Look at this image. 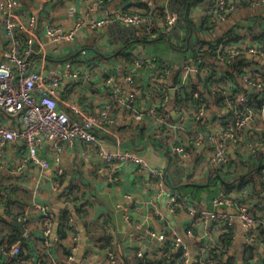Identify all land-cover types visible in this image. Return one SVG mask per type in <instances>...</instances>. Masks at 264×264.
Wrapping results in <instances>:
<instances>
[{"label":"built area","instance_id":"built-area-1","mask_svg":"<svg viewBox=\"0 0 264 264\" xmlns=\"http://www.w3.org/2000/svg\"><path fill=\"white\" fill-rule=\"evenodd\" d=\"M103 1L90 0L85 18L76 20L69 28L48 22L45 25L46 39L38 41L37 17L21 10L18 0H0L4 36L0 47V112L12 117L8 120L5 118L4 121L0 119V159L5 147L16 143L24 148L25 154L20 152L21 159L10 169L12 173H19L30 166L46 171L49 164L39 154V150L43 142L50 141L57 152H62L66 146H80L84 158L87 159L91 155L95 157L97 172L107 170L106 166L110 167L108 170L115 172L125 164L134 165L139 173L144 172L148 186L157 192L156 196L145 201L148 217H152L156 222L163 221L164 215L156 200L163 192H167L166 209L174 221L180 224L184 233L180 235L181 228L178 225L177 229H164L160 225L146 228L144 220L138 217L141 208L132 206L133 215L128 207L116 204L115 208L123 221L132 225L138 232L133 239L135 247L129 251H133V255L144 263L220 264V257L226 253L228 245L226 241L219 242L217 237L233 229L234 218H237L244 228L246 240L251 245L264 248V211L260 212L253 206L254 202L246 191L221 187L217 196L210 200V208L202 209L190 204L189 197L181 195L178 191H165L167 181L163 169L150 166L134 149L124 148L119 134L112 129L114 123L109 117L112 110L110 101L93 114L82 111L80 106L70 101L71 82L80 83L89 79V72L85 73L89 68L88 62L85 61L86 64L79 67L71 59L52 61L46 53V44L72 41L83 29L93 31L111 22L105 10L96 9ZM147 2L149 8L145 13L118 11L112 21L140 27L143 37L147 40L167 37L178 19L170 0ZM252 4H264V0H253ZM231 9L230 0H215L214 16L223 20ZM220 41L214 57L215 60L221 61L219 65L211 64L206 54L208 46L202 45L197 48L194 62L191 61L193 65L187 63L178 67L180 72L175 84L171 83V78L173 69L177 67L168 61L158 60L154 55L143 53L125 65L123 83L117 82L114 74L107 73L101 79L97 78L99 81L96 84L101 82L104 87L111 88L110 100L115 107L123 109L124 124L145 122L161 152L187 161L183 169L184 182L188 180L191 183L223 185L222 179L227 178V183H232L234 175L227 172L234 171L232 165L230 166L232 159L228 152V148L232 147L238 163L257 170L264 192V103H261L257 115L240 112L238 105L248 106L255 102L250 94L237 90L226 78L222 83H212L213 80L224 77L223 68L230 69V62L244 61L240 81L247 88L255 90L258 100L264 99V84L251 73L253 69L263 71V68L252 65V60L246 58H256L257 63L264 65V50L247 33L237 39L224 35ZM140 71L148 74L152 80H138ZM155 80L163 86L157 85ZM202 82L205 83L206 92ZM192 84L199 92L191 88ZM126 86L132 88L133 93L128 91ZM182 88L190 94V100H185L181 93ZM202 92H205V98L210 97L209 95L222 96L221 100L212 105V115L208 111L207 101L201 97ZM175 94L177 99L173 102ZM138 96L145 102L141 108L138 102L133 101ZM67 109H70V112ZM73 114L81 115V120L75 119ZM250 128L254 129V133L247 137L245 131ZM103 132L113 137L116 146L113 151L103 148L99 137ZM196 163L199 167L209 165L210 169L202 167L203 170L197 173ZM61 171L58 168L55 173ZM213 176L217 177L215 179L218 181H210L209 178ZM243 181L248 182L247 175L243 177ZM33 183L37 186L39 180ZM57 186L56 180L52 179L51 187L56 189ZM10 190L11 187H2L0 199L4 200L10 196ZM125 198L131 200L132 195L127 194ZM61 200L66 204H74L77 208L85 202L73 200L69 190L63 191ZM218 209H229L233 213H219ZM33 210L37 215L35 223L40 229L41 243L46 247L51 244L52 222L56 216L49 205L33 202L26 206L27 216H20L18 221L24 224L30 217L29 212ZM67 223L72 225L73 220L68 218ZM104 224L110 228L108 223ZM143 228H146L148 237L157 240L158 243L153 248H142L147 246L149 240L139 233ZM184 237L192 238L197 246L191 249L183 240ZM53 240L66 242L71 253L67 255L64 264H73L79 247L78 233L70 232L66 239L54 236ZM166 243L170 248L165 251ZM96 247L98 249L86 246L85 257L76 264H86V257L89 255V264H118L111 247ZM19 254L18 243L10 245L7 250L1 248L0 264H31L30 261H18ZM248 264H251V260Z\"/></svg>","mask_w":264,"mask_h":264},{"label":"crops","instance_id":"crops-1","mask_svg":"<svg viewBox=\"0 0 264 264\" xmlns=\"http://www.w3.org/2000/svg\"><path fill=\"white\" fill-rule=\"evenodd\" d=\"M18 1L21 10L37 17L38 41H44L46 39L45 25L48 22L69 28L76 20L85 18L90 0ZM230 1L231 11L223 20H218L214 16L215 0H170V5L176 12L178 19L171 33L167 37L159 38L163 39L159 41L147 40L146 38L145 40L140 27L112 21L118 11L131 14L145 13L149 8L147 0H104L96 9L99 11L105 10L111 22L93 31L83 29L72 41H62L55 44L47 43L45 48L48 57L52 61L62 62L71 59L79 67L86 64L85 61L88 62L89 68L85 70V73L89 72V79L80 83L78 81L71 82L70 101L80 106L82 111L92 114L97 113L104 103L110 101L112 110L109 117L114 123L112 129L119 134L124 148L134 149L147 163L152 161L151 157L159 159L161 163L163 162V171L167 176L168 184L165 186V191H177L176 186L186 185L187 197H191H189L190 204L202 209L210 208V200L217 196L220 188L224 186L216 183L196 184L188 180L186 182L180 180L182 173L185 172L183 169L187 165V161L179 160L176 156H171V158L161 152L157 142L151 139L150 130L147 128L146 123L140 124L135 130H128L127 127L122 126L124 120L122 114L124 112L122 108L117 109L110 100L111 88L104 87L101 82L97 85L96 82L107 73H111L116 76L117 82L123 83L124 67L133 59L127 63L118 59V57H114L115 51L120 52L122 48L125 53H128L127 50H129V53L132 54H129L131 57H136L140 53L151 54L157 57L158 60H165L175 67H180L187 63L191 64L192 54L197 49L198 43H202V41L221 38L227 35L228 32H233V34L241 37L242 34L247 33L249 36L253 34L254 39H256V36L264 31V4L254 5L252 4L253 0ZM239 28H243V30H239ZM188 34L193 42V48L179 50L172 47V44H177L179 40H183ZM3 42L4 36L0 16V47ZM104 43L111 49H105ZM87 45H90V48ZM137 79L143 82L152 80L148 74L142 71L139 72ZM88 81L96 85L93 86ZM126 88L130 92L133 91L128 86ZM212 105H214V100L209 97L208 111L210 115L214 112ZM67 111L70 112V109H67ZM5 116L7 115L0 112L1 120L4 121L5 118L6 120L12 119L11 116ZM73 117L78 121L81 120V115L73 114ZM143 125L144 129H140ZM253 133L254 129L252 128L245 131L247 137H251ZM99 137L105 150L113 151L116 148L112 136L103 132L100 133ZM21 151L25 154L24 148L18 144H9L5 147L3 156L0 159V190L2 187L13 188L11 201L6 202L0 199V206L2 207V209L0 208V217L11 226L16 227L25 237L26 247L24 251L25 253L28 250L30 251L31 263L40 264L43 261V264H59V261L65 258L64 246L67 244L63 242L55 247L50 245L46 249L41 245V233L35 223L37 215L34 210L29 212V221L25 220L24 224L19 223L18 226V224L14 225L12 222H19L18 218L22 215L27 216L25 211L28 204L33 202L46 204L52 208L56 216L52 224V229L54 225L56 226V232L59 216L64 211L68 210L70 212V209L62 207L61 193L64 190L74 193L77 198L75 201H85L83 215L80 218L78 217L81 226L77 225V229L80 231L81 227L86 231V246L97 248L96 245H99L100 249L104 246L111 247L116 254L118 264H137L135 259H138V257L134 256L133 251H129V249L135 247L133 239L138 232L132 228V225H128L123 221L121 214L115 208L116 204L128 207L130 214L133 215L132 206L141 208L138 217L144 220L146 228H154L155 225H160L164 229H177L176 225L181 228L180 224L176 223L171 215L170 219L164 216L163 221L159 222L154 221L152 217H148L145 201L152 199L157 195V192L153 187L148 186L146 174L144 172L139 173L132 164H125L122 166L123 168L115 172L108 170L110 168L108 166H106L107 170L97 172L95 157L91 155L87 159L84 158L80 146H66L62 152H57L53 142L45 141L41 145L39 154L47 160L49 169L42 171L36 166H30V168H24L21 172L14 174L10 169L19 163ZM228 152L232 161L238 164L232 147L228 148ZM181 162H183L182 165ZM158 165L152 164L151 166L160 168L161 166ZM202 167L210 169L209 165L199 167L196 163L195 171L199 173L203 170ZM58 168L62 171L57 174L55 172ZM239 172L240 170L236 166L233 175H237ZM215 178L217 177L213 176L209 180L218 181ZM52 179H55L58 184L56 189L51 187ZM38 180L39 184L36 186L33 182ZM234 181L235 186L230 187V189L236 188L238 191H246L249 194L251 188L249 182H244L242 177H237ZM256 186L258 195H249V198L252 199V202H264V192L261 186L257 184ZM127 194L132 195L131 200L125 198ZM165 195H167V192L162 193L158 202ZM166 200L167 197L163 201L164 205H166ZM157 204L161 208V202ZM14 207L19 210L15 211ZM72 210L74 209L72 208ZM8 211L13 212V215L16 216L11 215L8 217ZM225 211L230 215L233 213L229 209ZM225 211L224 209L217 210L219 213ZM171 221L175 222V226H172ZM104 223H108L110 228L106 227ZM232 224L233 229L225 238L228 250L221 255L220 264H248L250 260L251 264H264V248L261 247L263 251H260V246L251 245L246 240V232L237 218L233 219ZM0 227L5 231L9 229L8 225L2 223H0ZM146 228L139 230V233L149 239L147 246L142 248H153L158 242L156 239L148 237ZM181 231L183 232L182 228ZM183 240L191 249L197 246L192 238ZM89 256L86 257V264H89L91 260Z\"/></svg>","mask_w":264,"mask_h":264},{"label":"trees","instance_id":"trees-1","mask_svg":"<svg viewBox=\"0 0 264 264\" xmlns=\"http://www.w3.org/2000/svg\"><path fill=\"white\" fill-rule=\"evenodd\" d=\"M227 35L232 36V39L239 38V36L236 35V34H233V32H228ZM250 36H251V39L254 40V41H257V43H259V44L262 43L263 45H261V48L264 50V43H263L264 42V31L262 33L258 34V36H256V39H254L253 34L250 35ZM164 37L165 36H163L162 38H164ZM154 40H163V39H159V37H158V38H156ZM220 40H221V38H217V39H214V40H211V41L210 40L202 41V43H198V45H197V48H199L202 45H207L208 46V50L206 51V54L209 56V60L211 61L212 65H219L221 63L220 60H215V58H214L216 56L217 46H218V44L221 43ZM172 47H174L175 49H179V50H187L189 48H193V42L191 41L190 35L188 34L186 38H184L183 40H179L177 45H173L172 44ZM123 50L124 49L122 48V50L120 52H117L116 54L114 53L113 55H115V57H120L122 60H124L125 58H124L123 55H125V52H124L125 50L124 51ZM196 51H197V49L194 50V52L192 54V62H194V60L196 58ZM139 56L140 55H137L136 57H132V59H135V58H137ZM128 58H126V60ZM130 61H128V62H130ZM243 62L244 61L230 62V64H231L230 69H224L225 67L224 68L222 67L223 70H224V74H225L224 77L223 76L219 77V78L213 80L212 83L213 84H217L219 82L222 83V82H224V80L226 78L228 81H231V83H233L236 86L237 90H240V91H243V92H247V88H244L246 85L243 84L240 81V74L242 73V67H243L242 65L244 64ZM251 63H252V65H254L256 67L260 66V67L263 68L262 69L263 71H259L257 68L253 69V70H251V73H253L255 78H259L264 84V65L261 64V63L253 62V61ZM191 65H193V63ZM179 72H180V69L178 67L173 69V77L171 78V83H174V84L177 83ZM155 82H157V81L155 80ZM202 84H203L204 91L206 92L205 83L202 82ZM157 85L163 86V85H161L159 83ZM191 88L193 90L199 92V90L195 87L194 84L191 85ZM131 92L133 93V91H131ZM205 92L201 93V97L203 98V100L207 101V103H208V98H205ZM181 93L184 95V98H185L186 101L190 100V94L188 92L184 91L183 88L181 90ZM209 96H210L211 99L214 100V102H217V101L222 99V96L220 97L218 95H209ZM249 96L252 99H254L255 102H251L248 106L247 105H238L237 109L240 112H251L252 114L257 115V114H259L261 103H264V99L258 100L257 99L258 98L257 93L249 95ZM176 99H177V94L173 95V102H175ZM133 101L134 102H138L140 108L145 103L143 101V98L140 97V96L134 98ZM244 106H247V108L245 109ZM117 109H119V108L117 107ZM244 110H246V111H244ZM142 123H145V122L140 121L138 123H127V124L123 123L122 126L127 127L128 130L129 129L135 130V128H138V126H140V124H142ZM140 129H144V125H143V127L141 126ZM150 137L152 139V136H150ZM231 165H232V167L234 169H235L236 166H238V168L240 170V172L237 175H234V178H237V177H242L243 178L244 176L247 175L248 182L251 184L250 192H249L248 195H256L257 196L258 195V191L256 189V187H257L256 184L259 185V186H262V183L260 181V177L258 176L257 170H254V168L250 169L248 165H244L242 163L235 164L233 161L230 162V166ZM227 172L230 175L233 176V172H231V171H227ZM226 179L227 178L222 179V184H223L224 187L227 186L226 188L228 189V188L232 187V184L235 181L233 180L232 183H227ZM180 185L176 186L175 188L181 195L186 197L187 196V191H186L187 187H186V185L185 186L184 185L180 186ZM182 189L184 191H186V192H182L181 191ZM73 194H72V199L76 200L77 199L76 195L75 194L73 195ZM253 206L255 208H257L258 211H260V212L264 211V202H256L255 201ZM67 211H64L63 214L60 215L59 219H58V226H57V230H56V236H58L60 239H66L69 236L70 232L78 233L77 224L74 221V216H72L71 213L69 211L68 212ZM83 212H84L83 211V206H81L79 208H75V215L77 217H79V218L82 217ZM11 215L14 216V217L16 216V215H13V212H9L8 211L7 216L9 217ZM68 218H71L73 220V224L72 225H69L67 223V219ZM0 223L6 224L9 227V229L7 231H5L2 227H0V249L4 248L5 250H7L10 245H12L14 243H19L20 244V254H19L18 261H23V260L24 261H30V257H31L30 251L28 250L27 253H25V251H24V249L26 247V244L24 243L25 242V237L20 233V231L16 227L11 226L9 223H7L1 217H0ZM230 232H231V230H228L227 232H225V234L221 235L220 237H217V240L219 242L221 240L225 242V238H226V236L229 235ZM62 243L63 242H53L51 247L59 246ZM64 247H65V258L62 259L61 261H59V264H64L67 255L71 253V251L69 250L68 245H65ZM169 248H170V245L168 243H166L165 247H164V250L166 251ZM135 263H137V264H147V263H144V261H142V259H140V258L135 259ZM31 264H35V263H31ZM40 264H43V261ZM165 264H167V263H165Z\"/></svg>","mask_w":264,"mask_h":264},{"label":"rangeland","instance_id":"rangeland-1","mask_svg":"<svg viewBox=\"0 0 264 264\" xmlns=\"http://www.w3.org/2000/svg\"><path fill=\"white\" fill-rule=\"evenodd\" d=\"M159 41H161V40H159ZM164 42V41H163ZM113 43V42H112ZM115 43V42H114ZM153 44V43H152ZM144 45H147V44H144ZM104 48L105 49H111V47H109V46H107L105 43H104ZM87 47H89L90 48V45H87ZM114 51V50H113ZM128 51V53H125V55H123L124 56V62H128V61H130L131 59H132V57L130 56V55H132V54H130L129 53V50H127ZM117 52L115 51V54H116ZM130 54V55H129ZM122 56V55H121ZM114 57H115V55H114ZM129 57V58H128ZM126 58H128L127 60H126ZM118 59H120V60H122L120 57H118ZM167 156H169V157H171V156H174V155H171V154H166ZM172 158V157H171ZM151 160L152 161H150V162H148L149 163V165L151 164H159L158 166H161L160 168H164V165H163V162L161 163L160 162V160L159 159H157V158H154V157H151ZM150 165V166H151ZM153 167H155V166H153ZM165 180L167 181V176H165ZM197 184V183H196ZM187 185H190V184H187ZM182 192H186V191H184L183 189L181 190ZM12 193H13V188H11V190H10V196H7V197H5V199H4V201H6V202H8V201H11L12 200V198H11V195H12ZM62 194V193H61ZM166 197H168V194L167 195H165L159 202H161V208H160V210H161V212H162V214L165 216V217H168L169 219H170V214H169V212L167 211V209H166V205H164V199L166 198ZM160 198V197H159ZM159 198H157V200H156V203H159L158 202V199ZM62 205H70V204H66V203H63ZM70 206H72V208L74 209L73 211H74V213H75V208H77L74 204H71ZM64 208V207H63ZM14 210L15 211H17V210H19L18 208H16V207H14ZM71 213V212H70ZM71 215L73 216V214L71 213ZM77 217V216H76ZM29 221V220H28ZM54 221H55V219H54ZM54 221L52 222V224L54 223ZM58 221V220H57ZM74 221L76 222V218L74 217ZM17 223H20V222H17ZM55 223H57V222H55ZM76 224H77V222H76ZM171 224H172V226H175V222L174 221H171ZM78 225V224H77ZM79 226V225H78ZM80 229H81V227H80ZM40 230V229H39ZM52 230L53 229H51V233H52ZM78 230V229H77ZM81 231V230H80ZM80 231H78V235H79V240H80ZM23 233H25V232H23ZM179 233H180V235H182L183 233H182V231H181V229L179 230ZM55 236H56V232H55ZM52 239H53V237H52V235H51V244H49L48 246H50V245H52L53 244V242H56V241H52ZM184 239H186V237H184ZM41 242H42V237H41ZM15 244V243H14ZM18 245H19V247H20V244L18 243ZM41 245H42V243H41ZM86 245H87V243H86ZM43 246V245H42ZM48 246H46V247H44V248H47ZM86 250H84V253H83V256H82V258L83 257H85V254H86V252H85Z\"/></svg>","mask_w":264,"mask_h":264},{"label":"water","instance_id":"water-1","mask_svg":"<svg viewBox=\"0 0 264 264\" xmlns=\"http://www.w3.org/2000/svg\"><path fill=\"white\" fill-rule=\"evenodd\" d=\"M122 27H124V26H122ZM246 58L248 60H252V61L258 62V60L256 58H252V57H249V56H247ZM85 84H87V83H85ZM244 88H247V87L245 86ZM247 93L250 94V95H252V94H255L256 92H255V90L253 88H247ZM206 97L209 98L208 96H206ZM180 180H184V174L183 173H182V176H181V179ZM62 207L67 208V209H70V212L76 218L77 224L79 226H81V221H80V219L78 217H76L74 211L72 210V206H70V205H62ZM0 208L2 209L1 206H0ZM12 223L14 225H17L18 224V226H19V223H17V222H12ZM55 227L56 226L54 225V228H53L52 233H51L52 237L55 236ZM86 243H87L86 231L83 228H81V231H80V240H79V247H78L77 252L75 253V262L73 264H76L77 262H80L81 261L82 256H83V253H84V250H85V247H86ZM259 249H260V251H263V249L261 247Z\"/></svg>","mask_w":264,"mask_h":264}]
</instances>
